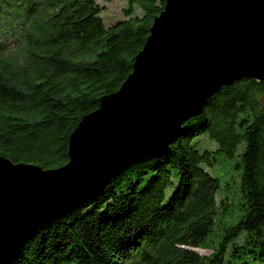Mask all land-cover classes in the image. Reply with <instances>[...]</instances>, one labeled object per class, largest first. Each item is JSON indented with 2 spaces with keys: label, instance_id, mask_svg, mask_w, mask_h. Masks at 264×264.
<instances>
[{
  "label": "trees",
  "instance_id": "obj_1",
  "mask_svg": "<svg viewBox=\"0 0 264 264\" xmlns=\"http://www.w3.org/2000/svg\"><path fill=\"white\" fill-rule=\"evenodd\" d=\"M127 4L107 26L96 0H0V22L20 34L12 50L0 43V156L44 170L68 162L72 132L130 75L165 0ZM207 139L217 149H202ZM241 144L232 223L218 200L227 182L207 168ZM12 264H264V80L222 87L165 154L43 223Z\"/></svg>",
  "mask_w": 264,
  "mask_h": 264
},
{
  "label": "water",
  "instance_id": "obj_2",
  "mask_svg": "<svg viewBox=\"0 0 264 264\" xmlns=\"http://www.w3.org/2000/svg\"><path fill=\"white\" fill-rule=\"evenodd\" d=\"M264 80V0H165L132 72L72 132L56 169L0 156V264L45 222L159 158L222 87Z\"/></svg>",
  "mask_w": 264,
  "mask_h": 264
},
{
  "label": "rangeland",
  "instance_id": "obj_3",
  "mask_svg": "<svg viewBox=\"0 0 264 264\" xmlns=\"http://www.w3.org/2000/svg\"><path fill=\"white\" fill-rule=\"evenodd\" d=\"M97 3L103 7L102 11V20L105 25L109 26L112 23L121 20L124 18L125 10L128 8L127 0H112L110 3H105L103 0H96ZM140 10L137 7H134V15H140ZM0 43L5 45L7 49L12 50L13 47L17 44L18 39H20V34H16L15 36L11 35L9 32V27L5 25L2 21L0 22ZM206 148L208 150H215L217 149L216 143L211 140L202 143V149ZM244 145L241 144L238 146L237 150L233 154L232 157H226L223 154H217V161L213 167L207 168V171L221 180L222 186L224 183L227 182L225 185V189L227 192H224L222 195H218V200L225 198L226 203L228 204V211H232L230 215H228L229 221L234 220L232 223L236 222L235 219L238 215L237 212V200L240 192L239 186V178L236 172H239L238 168L236 167L240 161V153L242 152ZM232 173V174H231ZM230 174L233 175V182L232 179H229ZM229 182V184H228ZM199 254L201 255H209L212 250H198Z\"/></svg>",
  "mask_w": 264,
  "mask_h": 264
}]
</instances>
